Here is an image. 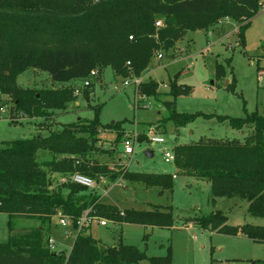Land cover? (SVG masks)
Masks as SVG:
<instances>
[{"label": "trees", "instance_id": "trees-1", "mask_svg": "<svg viewBox=\"0 0 264 264\" xmlns=\"http://www.w3.org/2000/svg\"><path fill=\"white\" fill-rule=\"evenodd\" d=\"M261 4L264 0H0V96L6 97L9 105L8 121L44 122L54 111H65L78 98L76 90L66 84L87 79L93 70L99 75L110 68L124 79L140 77L158 53L171 52L173 57L176 43L187 31H205L221 18L239 23L237 33L243 46V31ZM158 20L161 27H155ZM29 69L47 74L61 86L39 91L19 87L16 78ZM218 75H223L221 65H216ZM90 86L82 91L85 99ZM167 87L166 92H160L158 83L147 80L135 90L145 100L162 104L165 114L157 122L160 127L170 122L177 130L197 118H214L219 123L226 121L234 130L250 129L242 142L201 138L173 146L172 163L177 175L207 181L212 203L218 198L246 201V212L251 217L264 218V115L252 112L231 118L179 113L175 100L187 96L190 87L175 81ZM93 109L92 120L80 119L61 124L46 135L0 144V213L7 216L8 231L18 219L39 223L0 243V264H139L145 260L148 264H171L169 247L163 257H147L135 246L120 241L102 244L85 233L88 228L77 232L76 221L86 210L91 216L115 223L158 228L173 224L170 207L152 205L145 211H120L102 203L99 196L87 192L89 189L69 181L54 183V176L78 173L92 180L113 182L122 178L147 189L171 191L170 174L128 172L120 164L110 168L96 159L99 154H114V150L97 147L99 131L113 132L116 144L124 130L120 122L101 127L100 107ZM137 140L147 138L139 135ZM40 153L46 157L40 158ZM58 212L70 219L75 233L67 254L49 247V231L44 228ZM194 222L200 229L264 243V226H229L219 211L195 218ZM249 264H264V260Z\"/></svg>", "mask_w": 264, "mask_h": 264}, {"label": "rangeland", "instance_id": "rangeland-1", "mask_svg": "<svg viewBox=\"0 0 264 264\" xmlns=\"http://www.w3.org/2000/svg\"><path fill=\"white\" fill-rule=\"evenodd\" d=\"M238 25L237 22L221 18L214 27L205 31H187L176 43L173 57L168 52L161 54L159 60L156 57L150 60L140 76L141 81H155L160 92L167 91L170 81L190 87L187 96H179L175 100V110L179 113L201 112L231 118H240L252 112L264 115V4L260 5L257 14L244 29L243 46L239 44ZM216 65L222 66V76H216ZM86 80L91 85L87 99L82 96L84 80L67 83V86H72L78 92L76 102L68 104L63 112L54 111L44 122L42 119H24L10 123L9 105L6 97L0 96V144L38 134L46 135L49 131L59 129L61 124L80 119L92 120L93 108L99 106L98 121L101 127L120 122L124 130L123 137L116 144L113 143V132L108 129L99 131L97 147L114 150L110 157L99 154L96 158L99 162L110 167L112 164L115 167L120 164L128 172L173 175V163L163 160V153L171 151L173 146L188 145L200 138L242 142L250 133L248 128L234 130L226 121L219 123L214 118H197L177 130L172 123L167 122L162 128L157 122L165 114L164 107L149 99L140 102L142 108H135V88L129 78L115 76L110 68H105L97 77H88ZM125 81L129 83L128 86L123 85ZM16 84L23 89L35 91L61 86L53 83L47 74L31 69L19 75ZM148 131L161 137L164 142L154 146L149 145L147 140L139 142L137 136H149ZM132 132L136 134L133 154L123 156L122 140L133 135ZM146 151L151 152L150 158L145 156ZM39 157L45 158L46 154L40 153ZM59 178L54 176V183H59ZM93 181L95 187L87 192L99 196L100 201L106 205H113L120 211H145L152 205L170 207L173 219L169 229L132 223L119 226L112 221L104 227L92 222L85 233L102 244L113 245L120 241L135 246L147 257H163L169 247L171 264H212L219 260L249 264V261L264 260V244L254 243L238 235L231 237L203 230L195 224V218L219 211L226 217L229 226L236 227L244 223L264 226V218L251 217L246 212V201L218 198L212 203L207 181L174 175L171 191L156 187L147 189L140 183L124 179L118 181L120 185L116 186L104 178ZM38 225L33 220L18 219L13 222L12 231L9 232L7 216L0 213V243L6 242L10 235H22ZM44 228L49 231L54 243L53 250L67 254L75 235L70 223L60 226L58 217L54 216L50 226ZM235 260L237 262L234 263ZM139 264L148 263L145 260Z\"/></svg>", "mask_w": 264, "mask_h": 264}, {"label": "built area", "instance_id": "built-area-1", "mask_svg": "<svg viewBox=\"0 0 264 264\" xmlns=\"http://www.w3.org/2000/svg\"><path fill=\"white\" fill-rule=\"evenodd\" d=\"M161 26L162 25L159 21L155 22V27H161ZM155 57H156V59L159 60V59H161L162 55L160 53H158ZM96 75H97L96 71L93 70L89 73L88 77H95ZM129 81H130V84H132L136 90V87L141 82V79H140V77H131V79L129 78ZM88 85H89V82L85 79L83 82V86L87 87ZM123 85L128 86L129 83L127 81H125L123 83ZM77 93L78 92L75 91V94H77ZM144 100H145L144 97L138 95L135 92L134 107L135 108H142L140 105V102L144 101ZM147 105H148V103L146 104L145 108L147 107ZM0 111H2L1 108H0ZM148 135L149 136H146V138H147L149 145H151V146H154L157 144H162L164 142L161 137L156 136L153 132H148ZM135 142H136V134L128 136L122 140L121 145H122L123 155L129 157L133 154V146H134ZM163 160H164V162H169V161L173 162V155H172L171 151H169V152L165 151L163 153ZM58 181H59V183H64V182L69 181L72 184L84 187L86 189H93L95 187V182L91 178L83 176V175L78 174V173H74L68 177H60ZM89 212H90V210L84 211L81 214V216L77 219V221H76L77 232L81 231L84 228L89 227V225L92 222H96L99 226H106V224L108 223V221L105 219L98 218L95 216H91L89 214ZM55 216L58 217V224L60 226L64 227V226H66L67 223L71 222L68 217L63 216L60 212L56 213ZM121 216H122V213H121ZM48 243H49V247L51 249H53V244H54L53 241L51 239H49ZM218 264H230V263L224 262V263H218Z\"/></svg>", "mask_w": 264, "mask_h": 264}, {"label": "crops", "instance_id": "crops-1", "mask_svg": "<svg viewBox=\"0 0 264 264\" xmlns=\"http://www.w3.org/2000/svg\"><path fill=\"white\" fill-rule=\"evenodd\" d=\"M148 132H150V131H148ZM132 133H134V132H132ZM135 134V133H134ZM156 135V134H155ZM145 136H147V135H145ZM201 139V138H200ZM122 155H123V153H122ZM123 156H125V155H123ZM117 162L119 163V159L117 158ZM110 167V166H109ZM111 168V167H110ZM174 175H177V173H176V171H175V169H174V174L172 175L173 177H174ZM120 180H122V178H120V179H117V180H115V181H113V186H116V185H118L119 183H118V181H120ZM117 181V182H116ZM109 182H111V181H109ZM120 185V184H119ZM122 187V186H121ZM155 206V205H154ZM149 210V209H148ZM211 213V212H210ZM108 223H111V222H109L108 221ZM116 224V223H115ZM123 223H117V225H122ZM241 226V225H240ZM105 227V226H104ZM146 227H148V226H146ZM158 228V227H157ZM159 229H169V228H159ZM204 230V229H203ZM206 230H208V229H206ZM208 231H210V232H212L211 230H208ZM216 232V231H215ZM66 236H69V235H67L66 234ZM227 236V235H226ZM237 236V235H236ZM240 238H245V239H247L246 237H243V236H241V235H238ZM231 237H235V236H231ZM248 240H250V239H248ZM250 241H252V240H250ZM252 242H254V243H257V242H255V241H252ZM259 244H264V243H259ZM230 263V264H233L232 262L233 261H228V260H224V261H221V260H219V261H215L214 263H212V264H218V263ZM235 262H237V260H235L234 261V263ZM250 262V261H249Z\"/></svg>", "mask_w": 264, "mask_h": 264}, {"label": "water", "instance_id": "water-1", "mask_svg": "<svg viewBox=\"0 0 264 264\" xmlns=\"http://www.w3.org/2000/svg\"><path fill=\"white\" fill-rule=\"evenodd\" d=\"M196 32H199V31H196ZM151 155H152V154H151V152H150V151H146V152H145V156H146V157L150 158V157H151Z\"/></svg>", "mask_w": 264, "mask_h": 264}]
</instances>
